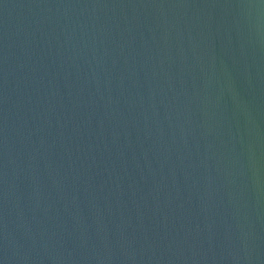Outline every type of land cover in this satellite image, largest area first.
<instances>
[{
  "label": "water",
  "instance_id": "water-1",
  "mask_svg": "<svg viewBox=\"0 0 264 264\" xmlns=\"http://www.w3.org/2000/svg\"><path fill=\"white\" fill-rule=\"evenodd\" d=\"M0 264H264V0H0Z\"/></svg>",
  "mask_w": 264,
  "mask_h": 264
}]
</instances>
